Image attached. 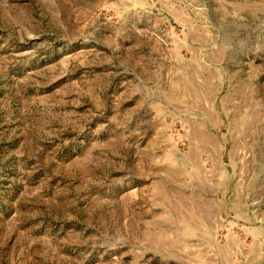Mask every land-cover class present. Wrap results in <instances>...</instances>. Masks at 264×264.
<instances>
[{
	"label": "rangeland",
	"instance_id": "1",
	"mask_svg": "<svg viewBox=\"0 0 264 264\" xmlns=\"http://www.w3.org/2000/svg\"><path fill=\"white\" fill-rule=\"evenodd\" d=\"M0 264H264V0H0Z\"/></svg>",
	"mask_w": 264,
	"mask_h": 264
}]
</instances>
